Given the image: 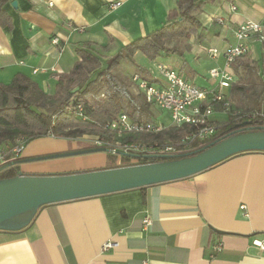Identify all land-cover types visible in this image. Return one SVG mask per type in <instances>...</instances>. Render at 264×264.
Here are the masks:
<instances>
[{"label":"crops","instance_id":"0c3cea01","mask_svg":"<svg viewBox=\"0 0 264 264\" xmlns=\"http://www.w3.org/2000/svg\"><path fill=\"white\" fill-rule=\"evenodd\" d=\"M12 1L5 4L11 24L0 23V82L9 83L22 73L48 93V88H55L59 73L70 71L80 58L78 50H88L106 61L129 41L161 27L178 4V0H121L111 9L109 3L116 0H16V6ZM198 2L194 11L198 32L188 41L196 42L199 64L208 63L204 75L208 82H196L198 69L191 81L211 87L210 69L224 65L222 50L235 42L239 23L264 19V0ZM209 46H217L220 52L211 56ZM168 56L176 65L165 64L180 72L184 55L173 51ZM247 65L264 73V41L252 39L249 51L234 62L236 81L237 70L244 72ZM135 71L153 81L161 78L146 66ZM228 116L220 106L211 114L219 133L227 131L221 126ZM164 123L166 128L174 126ZM27 147L20 164L26 174L105 168L115 160L106 151L110 159L95 160L88 153L45 161L72 156L52 154L79 148L34 151L26 146L24 150ZM145 216L151 218L147 225ZM110 239L118 245L103 250V243ZM219 240L222 247L216 250L213 245ZM261 241L264 151L248 150L190 176L44 204L26 226L0 229V264H144V260L148 264H264Z\"/></svg>","mask_w":264,"mask_h":264},{"label":"trees","instance_id":"16d2710c","mask_svg":"<svg viewBox=\"0 0 264 264\" xmlns=\"http://www.w3.org/2000/svg\"><path fill=\"white\" fill-rule=\"evenodd\" d=\"M7 2L8 0H0L2 25H10L12 22L5 8ZM200 3L198 0H178L177 6L170 10L167 21L161 27L129 41L120 51L109 56L105 63L88 50H78L80 58L70 71L59 73L53 93H48L35 80L22 73L16 74L9 83L0 82V149L16 144L21 135L27 137L26 143L43 135L79 137L86 133L94 139L153 144L179 139L193 127L170 126L159 132H125L118 135L105 124L121 113H127L138 122L157 121L153 116L151 103L145 99L144 94L140 91L132 92L128 83L114 72V68L125 57L135 61L134 54L137 50L144 52L150 59L176 51V46L168 42L177 38H189L198 32L199 19L194 11ZM245 67L244 72L237 70L238 80L231 84L229 93L226 94L232 110L239 109L242 115L234 119L228 112L227 121L222 124L221 129L228 131L237 122L249 118L254 123L264 122L263 115H248L253 111L264 112V73L250 65ZM79 104L82 105L81 110ZM93 146L97 145L91 147ZM109 155L115 159L112 165H118L117 156L111 153ZM6 159L7 162L0 169V178L20 172L21 156L15 157L9 152ZM151 160L157 158L140 157L138 162ZM128 161L129 157L124 156L123 164H128Z\"/></svg>","mask_w":264,"mask_h":264},{"label":"built area","instance_id":"2783aa9c","mask_svg":"<svg viewBox=\"0 0 264 264\" xmlns=\"http://www.w3.org/2000/svg\"><path fill=\"white\" fill-rule=\"evenodd\" d=\"M121 0L109 3L111 9L118 7ZM235 9L236 5H232ZM223 21V18H216ZM264 19L262 21L245 20L238 24L235 29V42L228 44L223 50L225 63L222 67L216 66L210 69L211 87L199 86L182 75L181 72L160 61L156 63L157 69L161 75L160 80H150L140 71H135L131 75L133 82L138 83V89L150 103H156L161 108L166 109L172 119L174 126L181 127L185 125L192 126L188 132L179 139L171 143L141 142V141H122L107 140L95 138L94 143L97 146L104 147L106 151L117 156V164H123V157H129L128 164L140 163V157H153V155H171L184 154L193 149L200 148L206 143L223 136L227 131L218 132V127L211 121L210 116L215 110L217 103L223 111L232 114L234 119L241 114L239 109L232 110L231 102L226 98L225 90L236 81V75L232 70L233 64L237 58L244 56L250 48L252 39L264 41ZM55 42L58 41L54 37ZM208 54L216 56L220 52L217 46H209ZM82 109V105H78ZM248 115H263L264 112H250ZM251 119V118H249ZM254 125L264 127V122H256ZM105 126L112 129L118 135L125 132H159L167 126L162 121L138 122L129 117L127 113H121L116 119L106 122ZM27 137L22 136L17 139V143L9 146L7 149H0V168L7 162L6 155L11 152L13 156H19L23 151ZM198 143V144H196ZM195 144V145H194ZM157 158V157H155ZM160 159V157H159ZM246 209L245 204L240 205ZM145 225L151 222L149 216L144 218ZM259 244L264 245V242ZM118 242L115 240H106L102 248L108 250L115 247ZM214 248L220 250L222 241L214 243ZM148 264V260H144Z\"/></svg>","mask_w":264,"mask_h":264},{"label":"water","instance_id":"95a60500","mask_svg":"<svg viewBox=\"0 0 264 264\" xmlns=\"http://www.w3.org/2000/svg\"><path fill=\"white\" fill-rule=\"evenodd\" d=\"M12 4L16 6V0ZM252 122L251 119L237 122L228 133L184 154H156L153 157L160 159L65 173L26 174L20 171L14 176L0 178V229L16 230L26 226L44 204L178 179L242 151H264V127L249 126ZM100 150L105 148L93 146L52 155Z\"/></svg>","mask_w":264,"mask_h":264},{"label":"rangeland","instance_id":"374dc122","mask_svg":"<svg viewBox=\"0 0 264 264\" xmlns=\"http://www.w3.org/2000/svg\"><path fill=\"white\" fill-rule=\"evenodd\" d=\"M203 22V21H202ZM236 29V28H235ZM235 35V31H234ZM168 44L170 45H175L177 50L176 52L181 53L184 55L185 62L183 64V68L180 71L183 76L187 77L188 79H193V72L195 69H198L200 72L198 79L196 78V82L199 83L200 85H205L207 84L208 80L204 77L206 74V65L208 64L207 62H202V65L199 64L201 61L198 60L197 58V47H196V42H192L191 40L188 41V38H177L173 39L172 41H169ZM139 54V55H138ZM135 60L133 61L128 57H125L121 60L120 64L114 68V72L118 73L125 81L128 83L129 89L136 93V88L138 89V83L137 82H132L130 78L131 74L140 68V65L146 66L148 69H150L153 73L158 74V69L156 63L158 61H153L149 58L146 57V55L142 51H137V54L134 57ZM160 62L162 63H170L173 64L174 62L171 61V58L168 56V54H163L158 56L157 58ZM105 60L102 59V62ZM176 65V64H173ZM171 65V67L175 68L178 70L175 66ZM153 75V74H152ZM130 80V81H129ZM50 93H53L55 91V88H48ZM138 92V91H137ZM152 113L154 118L157 121H162L166 123H171L172 119L169 115V112L166 109L161 108L159 105L156 103H151L150 105ZM156 121V122H157ZM24 135H21L22 137ZM57 144V145H54ZM92 145H95L94 143V138H90L86 134L80 135L79 137H55V136H39L35 137L31 140H29L27 143H25V146H29L31 150L38 151V150H44L45 148L49 147L51 149H55L57 147H61L63 149L71 150L75 146L76 148L78 147L79 149L82 148H90ZM86 146V147H85ZM28 147L20 153L19 156L23 157V153L26 152ZM66 151V150H62ZM56 153V152H53ZM91 154L92 158L95 160H102L107 157V152L106 150H100V151H93V152H86V153H81V154H73L72 156H63V157H57V158H51V159H46L45 161H52L56 159H62V158H67V157H80L84 155ZM110 158L113 159L112 155H110ZM109 158V159H110ZM159 159V158H157ZM152 161V160H151ZM110 163V162H109ZM82 171V170H80ZM62 173V172H59ZM64 173V172H63Z\"/></svg>","mask_w":264,"mask_h":264},{"label":"flooded vegetation","instance_id":"af4514ba","mask_svg":"<svg viewBox=\"0 0 264 264\" xmlns=\"http://www.w3.org/2000/svg\"><path fill=\"white\" fill-rule=\"evenodd\" d=\"M251 120H253V119H251ZM253 123H254V120H253L252 124L249 125V126H252V127H259L258 125H254ZM244 129H245V128H244ZM226 133H228V131H227ZM226 133H225V134H226Z\"/></svg>","mask_w":264,"mask_h":264}]
</instances>
